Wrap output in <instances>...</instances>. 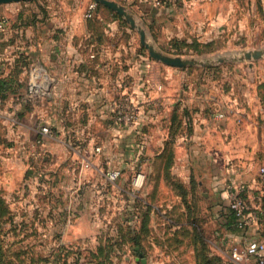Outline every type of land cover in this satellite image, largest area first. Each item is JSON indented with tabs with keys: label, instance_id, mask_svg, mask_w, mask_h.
Returning <instances> with one entry per match:
<instances>
[{
	"label": "rangeland",
	"instance_id": "rangeland-1",
	"mask_svg": "<svg viewBox=\"0 0 264 264\" xmlns=\"http://www.w3.org/2000/svg\"><path fill=\"white\" fill-rule=\"evenodd\" d=\"M220 1L224 10L238 16L239 28L233 27L232 32L238 30L239 37L230 40L224 35L222 40L208 42L194 37L167 40L163 53L208 63L174 69L154 61L140 44L136 28L97 3L98 10L108 11L119 21L108 41L105 37L109 50L105 47L102 54L97 47L99 54L94 58L112 60V77L119 74L117 61L126 60L128 76L127 95L119 98L112 93L103 116L73 113L70 100L28 96L26 80L31 66L17 64L12 77L25 78L24 83L16 84L25 93L16 97L0 93V264H255L254 257L237 260L231 256L232 247L243 243H219L216 224L208 214H200L198 198L190 204L173 203L166 195L157 198L156 188L146 195L149 170L136 159L153 158L158 151L155 136L162 131L161 156L173 157L168 116L174 122L188 115V108H206L229 117L232 109L254 104L253 91L256 105L264 104V55L257 60L237 59L248 50L264 51V0ZM82 3L31 0L9 4L18 7V19L28 21L36 10L43 18L55 13L67 16ZM147 39L153 43L150 35ZM123 71L121 65V75ZM172 73L176 78L169 85L166 76ZM45 75L49 77L43 72ZM137 75L148 80L138 84L141 88L158 83L174 86L175 94L165 91L164 95L135 97L131 77ZM96 117L104 119V127L90 129L87 136L81 126ZM43 127L49 131L46 142L57 136L66 145L61 158H47L44 145L36 144ZM88 142L91 153L86 149ZM71 147L78 149L77 158ZM96 148L98 166H86ZM258 153L257 158H264L263 152ZM113 170L119 176L109 180L105 174ZM138 174L143 176L139 186L134 184ZM161 199L160 209H152ZM255 199L263 204L260 196ZM260 223L264 224V216Z\"/></svg>",
	"mask_w": 264,
	"mask_h": 264
},
{
	"label": "crops",
	"instance_id": "crops-1",
	"mask_svg": "<svg viewBox=\"0 0 264 264\" xmlns=\"http://www.w3.org/2000/svg\"><path fill=\"white\" fill-rule=\"evenodd\" d=\"M113 1L128 8L161 51L166 49L169 43L167 40L194 37L208 42L222 40L224 35L229 36L230 40L240 35L238 30L232 32V28L237 27L235 21L238 16L224 10L220 0H213V3L181 0L178 5L159 7L147 0ZM91 3L94 2L83 0L84 5L72 14L63 13L67 16H57L55 13L52 17L43 18L36 10L32 14L34 18L28 21L25 15L23 21L18 19L16 4H1L0 13L6 16L7 24L0 32V79L4 83L0 93L10 97L25 93L24 89L16 88V84L24 83L25 78L12 77L19 63L23 68L37 65L48 74L47 79L43 80L42 77L43 82L49 83L45 97L70 100L73 113L103 116L109 107L112 93L118 94L119 98L125 97L128 91L126 60L117 61L119 74L112 77L109 73L112 60L94 58L99 54L98 48L102 54L105 47L109 50L105 37L108 41L119 20L111 18L108 11L98 10L97 7L91 17L86 18L85 12ZM99 39L101 43H97ZM121 65L124 68L122 75ZM144 65L148 66V63L143 62ZM131 78L136 85L131 95L135 97H152L157 92L164 95L165 91L169 95L175 94L172 92L174 86H169L176 78L174 73L166 76L169 85L151 83L148 88L138 85L148 81L145 75ZM181 91L186 94L184 90ZM253 93L251 99L254 104L244 108L236 107L229 117L227 115L222 120L217 118V113L221 111L206 108H188L186 111L189 114L179 116L174 122H169L168 116L167 129L172 132L169 133L173 142V157L161 156L164 150L162 131L159 136H155L158 151L153 152V158H136L140 166H147L149 170L145 194H152L156 188L157 198L166 195L173 203L182 200L190 204L198 198L200 214H208L210 222H215V234L218 233L221 244L229 241L244 244L250 240L264 242L263 223L252 224L244 231L225 225L229 190L235 184L242 182L247 186L246 201L251 209L261 204L255 198L261 195L262 188L258 171L264 166V158H257V155L263 152L264 156V104L257 106L258 99ZM171 98L174 99V96ZM97 118L81 126L85 128L87 136L90 129L100 125L104 127V119L99 121ZM45 143L47 158H61L60 154L66 145L57 136L50 137ZM72 149L77 158L78 149ZM86 149L91 153L90 142ZM156 203L152 204V209L159 210V203H163V200H156ZM262 214L264 216V212Z\"/></svg>",
	"mask_w": 264,
	"mask_h": 264
},
{
	"label": "built area",
	"instance_id": "built-area-1",
	"mask_svg": "<svg viewBox=\"0 0 264 264\" xmlns=\"http://www.w3.org/2000/svg\"><path fill=\"white\" fill-rule=\"evenodd\" d=\"M148 2L153 3L155 6H163L169 4H175L180 0H147ZM95 9V3L88 5L85 13V17L89 18L92 15L93 10ZM7 24V18L4 14L0 13V32L4 30ZM43 70L37 66L32 65L29 69V75L27 80V91L28 96L36 95H46L47 92L43 89L42 76ZM225 117V114L222 112L217 113V118L222 119ZM49 136V131L46 127H43L40 131V136L35 140L36 144L42 146L46 137ZM34 145V143H32ZM99 148H96L95 153L91 155L90 158L86 160V166H98L99 158L96 155V152ZM106 177L109 180H115L119 176V171L113 170L107 172ZM258 175L261 181V196L264 199V166L259 168ZM142 175L138 174L135 178L134 184L141 185ZM248 188L247 186L240 182L232 186L229 190V200L228 207L234 213L235 221L237 228L244 230L252 224H257L259 220L260 208L251 209L248 206L246 201V194ZM264 242L262 240H250L239 246H233L231 249V256L237 260L244 258L254 257L256 259V264H264Z\"/></svg>",
	"mask_w": 264,
	"mask_h": 264
},
{
	"label": "water",
	"instance_id": "water-1",
	"mask_svg": "<svg viewBox=\"0 0 264 264\" xmlns=\"http://www.w3.org/2000/svg\"><path fill=\"white\" fill-rule=\"evenodd\" d=\"M25 1H31V0H0V4H8V3H17V2H25ZM94 3H100L103 6L113 10L118 15L124 17L129 25L132 28H136V31L139 36V42L140 44L147 49L149 56L157 62H160L163 65H166L171 68H182V67H188V66H206L208 63L198 60L193 57H181V56H171L163 53L161 50H159L154 43L149 41L147 39V34L145 29L137 22V20L134 18L132 14H130L129 10H127L124 6L118 4L117 2L113 0H92ZM264 55V51L260 49L255 50H248L243 53L240 57H238V60H257L260 59ZM220 61H224V59H221ZM48 77L45 75L43 76V80L47 79ZM43 89L48 92L49 90V83L44 82L42 84Z\"/></svg>",
	"mask_w": 264,
	"mask_h": 264
},
{
	"label": "trees",
	"instance_id": "trees-1",
	"mask_svg": "<svg viewBox=\"0 0 264 264\" xmlns=\"http://www.w3.org/2000/svg\"><path fill=\"white\" fill-rule=\"evenodd\" d=\"M96 6H97V3H95V8H96ZM3 86H4V83L0 79V87H1L0 90L1 91H3ZM260 197L262 198L263 204H260V207H259L261 212L259 214L258 223L260 222V218L262 217V215H263L262 213L264 212L263 211L264 210V199H263V197L261 195H260ZM225 216H226V223H225L226 227L227 226H231V227L235 228L236 230L241 231L239 228H237L235 217H234V213H233V211L231 209H229V207H227V210L225 211ZM256 263L257 262L255 261V264Z\"/></svg>",
	"mask_w": 264,
	"mask_h": 264
}]
</instances>
